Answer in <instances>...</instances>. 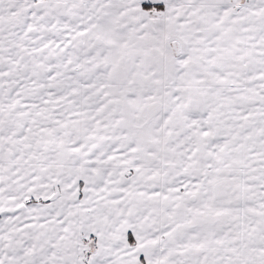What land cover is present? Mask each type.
Returning a JSON list of instances; mask_svg holds the SVG:
<instances>
[{
    "label": "snow or ice",
    "instance_id": "snow-or-ice-1",
    "mask_svg": "<svg viewBox=\"0 0 264 264\" xmlns=\"http://www.w3.org/2000/svg\"><path fill=\"white\" fill-rule=\"evenodd\" d=\"M0 264H264V0H0Z\"/></svg>",
    "mask_w": 264,
    "mask_h": 264
}]
</instances>
